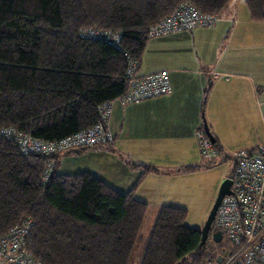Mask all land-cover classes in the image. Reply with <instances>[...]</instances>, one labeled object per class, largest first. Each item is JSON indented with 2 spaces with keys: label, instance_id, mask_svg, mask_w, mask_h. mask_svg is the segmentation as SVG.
Segmentation results:
<instances>
[{
  "label": "trees",
  "instance_id": "trees-1",
  "mask_svg": "<svg viewBox=\"0 0 264 264\" xmlns=\"http://www.w3.org/2000/svg\"><path fill=\"white\" fill-rule=\"evenodd\" d=\"M230 1L0 0V128L54 141L93 127L99 107L126 91L154 26L187 7L218 22ZM245 3L264 20V0ZM61 155L24 154L0 134V237L30 220L24 244L39 264H129L147 203L91 172L59 173ZM186 217L177 205L160 209L140 264H207L202 228Z\"/></svg>",
  "mask_w": 264,
  "mask_h": 264
},
{
  "label": "crops",
  "instance_id": "crops-1",
  "mask_svg": "<svg viewBox=\"0 0 264 264\" xmlns=\"http://www.w3.org/2000/svg\"><path fill=\"white\" fill-rule=\"evenodd\" d=\"M245 1L231 0L212 27L151 38L137 74L168 71L172 91L138 103L114 101L107 123L113 142L63 153L59 173L88 171L118 192L132 191L147 203L148 215L153 206L159 211L166 205L180 206L153 205L163 185L191 174L185 172L187 167L202 166L198 172L211 167L197 138L205 122L222 157L232 159L237 151L264 147V20L251 19ZM83 156H91L94 168L60 170L67 160L80 167ZM224 177L219 176L218 183Z\"/></svg>",
  "mask_w": 264,
  "mask_h": 264
},
{
  "label": "built area",
  "instance_id": "built-area-1",
  "mask_svg": "<svg viewBox=\"0 0 264 264\" xmlns=\"http://www.w3.org/2000/svg\"><path fill=\"white\" fill-rule=\"evenodd\" d=\"M218 17L202 14L195 8H180L149 31L150 37L213 26ZM113 39L110 41L115 40ZM137 63L131 62L127 70V89L114 101L122 104L169 94L172 91L168 71L147 75L137 74ZM113 101V102H114ZM113 102L99 107L100 121L93 127L54 141H41L15 128H0V134L15 141L24 154L56 155L83 149L98 148L113 142L114 136L107 127ZM198 145L207 160L218 157L217 149L205 130L197 132ZM232 177V194L222 200L214 225L222 233L228 247L220 263L264 264V147L256 151H237ZM49 172L43 178L47 179ZM32 221L27 220L0 237V264H39L26 250L25 237ZM211 264V260L207 262Z\"/></svg>",
  "mask_w": 264,
  "mask_h": 264
},
{
  "label": "rangeland",
  "instance_id": "rangeland-1",
  "mask_svg": "<svg viewBox=\"0 0 264 264\" xmlns=\"http://www.w3.org/2000/svg\"><path fill=\"white\" fill-rule=\"evenodd\" d=\"M95 149L100 148H89L84 151L86 152ZM84 151H81L79 153H82ZM72 153H74V151ZM83 157L81 158V160L84 159L85 165H83L82 161L80 160V167H74V160H71L72 163H68L69 160H67L62 163L60 170L64 172L70 171V169H72L75 170L74 172H76L80 170H85V168H94L93 160L92 158H90L91 156H89V160L85 156ZM103 161L108 163L107 159H104ZM206 164H208L207 166L211 165V167H206L201 172L185 171L192 173L183 176L179 179L173 178V180L168 186L163 185L161 195L155 196V201H153V205H155L157 202H161L162 204L175 202L187 210V217L185 220L186 225L195 228H202L206 223L207 217L216 200L222 181L227 178L232 179V173L235 168L234 159H226L225 157L216 158L214 161H208V163ZM222 174H225L226 177H224V179L220 183H218V177ZM167 194H169L171 197L167 196ZM158 209L156 206H153L151 212L149 211L150 214L146 215L138 239L131 253L129 264L141 263L142 257L144 255L146 246L148 244L151 232L154 228L159 213ZM206 242L207 243L205 246L204 258L206 261H209L214 256L216 263L217 256L215 253H213V248L215 246L216 241L213 237H208Z\"/></svg>",
  "mask_w": 264,
  "mask_h": 264
},
{
  "label": "water",
  "instance_id": "water-1",
  "mask_svg": "<svg viewBox=\"0 0 264 264\" xmlns=\"http://www.w3.org/2000/svg\"><path fill=\"white\" fill-rule=\"evenodd\" d=\"M204 130L206 132V134L209 136L210 140L214 143L215 142V138L212 135V133L209 130V127L207 125V123H204ZM232 184H233V180L231 178H227L224 179L220 185L219 188V192L217 194L216 200L211 208V211L207 217L206 223L204 224V226L202 227L201 231H202V245L206 243L208 236H209V232L212 229V225L214 222V219L216 217L217 214V210L222 202V200L224 199L225 196L232 194ZM213 238L216 242H220L222 240V233L220 231H213ZM226 254V253H224ZM223 257L217 256V263H220Z\"/></svg>",
  "mask_w": 264,
  "mask_h": 264
},
{
  "label": "flooded vegetation",
  "instance_id": "flooded-vegetation-1",
  "mask_svg": "<svg viewBox=\"0 0 264 264\" xmlns=\"http://www.w3.org/2000/svg\"><path fill=\"white\" fill-rule=\"evenodd\" d=\"M216 230L217 229L212 228L211 231L209 232V236L208 237H213V231H216ZM217 231H219V230H217ZM227 247H228V244L223 239V236H222V240L220 242H216L215 243V246L213 248V253H215L216 256L223 255L227 251Z\"/></svg>",
  "mask_w": 264,
  "mask_h": 264
}]
</instances>
